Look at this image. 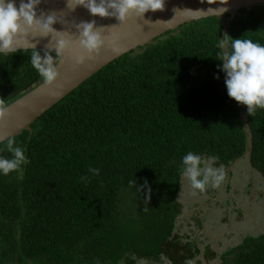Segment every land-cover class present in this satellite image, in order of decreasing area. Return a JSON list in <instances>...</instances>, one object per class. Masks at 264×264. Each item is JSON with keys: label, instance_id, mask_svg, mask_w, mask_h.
Here are the masks:
<instances>
[{"label": "trees", "instance_id": "16d2710c", "mask_svg": "<svg viewBox=\"0 0 264 264\" xmlns=\"http://www.w3.org/2000/svg\"><path fill=\"white\" fill-rule=\"evenodd\" d=\"M226 18L185 23L124 54L38 117L31 131L10 137L31 163L0 176V264L163 263L161 254L185 264L201 254L196 240L175 232L184 212L182 157H218L215 167L228 170L247 146L244 105L228 96L217 69ZM226 34L264 44V3L241 9ZM31 51L0 55V101L7 105L43 81ZM246 114L249 159L264 175V109ZM213 255L206 247L205 260ZM221 260L264 264V234L245 236Z\"/></svg>", "mask_w": 264, "mask_h": 264}, {"label": "clouds", "instance_id": "9594fccd", "mask_svg": "<svg viewBox=\"0 0 264 264\" xmlns=\"http://www.w3.org/2000/svg\"><path fill=\"white\" fill-rule=\"evenodd\" d=\"M41 0H0V55L15 54L21 51L22 37L29 33L48 36L50 33L57 38L54 47H46L43 54L36 45L27 38L26 47L32 49L30 63L42 78L44 85H52L59 76L57 65L63 61L65 50L73 44L81 54L75 55L77 64H82L93 54H98L105 45L104 26H98L95 20L81 21L75 25L78 42L68 38L66 31H58L53 25L61 20L54 12L46 14L43 10L37 14V6ZM226 4L227 0H220ZM166 0H67L69 9L78 6L85 7L90 15L100 17H116L121 23L135 17H143L145 13L157 10L163 11ZM221 9L219 13L225 11ZM218 73L223 72L227 94L238 103L247 106L249 114L256 109H264V44L247 38H233L225 34L216 43ZM55 52V57L52 55ZM219 79V74L216 76ZM8 105L0 101V125L8 115ZM7 151L10 156L0 155V176H8L12 172L22 170L31 163L26 156V149L16 144L14 138H8L0 152ZM218 157H202L189 151L182 157V175L190 182L193 190L204 192L208 187L219 186L225 179L223 166L214 167ZM89 172L99 175L100 169L89 168ZM87 180L88 177H82ZM163 264L172 262L163 254L160 256ZM185 264H194L189 259Z\"/></svg>", "mask_w": 264, "mask_h": 264}, {"label": "water", "instance_id": "95a60500", "mask_svg": "<svg viewBox=\"0 0 264 264\" xmlns=\"http://www.w3.org/2000/svg\"><path fill=\"white\" fill-rule=\"evenodd\" d=\"M16 3L19 6V0H16ZM262 3L264 0H227L226 4L220 3V0H166L163 11H149L143 17L133 15L121 23L116 17L92 16L83 6L71 10L67 6V0H41L37 6V14L39 15L41 10L46 14L54 12L61 20L55 23L53 27L58 31H66L68 38L74 42H78L75 25L81 21L95 20L98 26L102 25L105 28L106 43L98 54H93L82 64H77L74 59L75 55L81 54L76 44L74 43L73 46L67 48L63 61L57 65L59 76L52 85L46 86L42 81L35 88L8 105L9 114L3 124L0 125V143L20 134L25 129L31 131V124L38 117L104 66L139 46L152 42L167 31L201 18L215 15L227 16L223 24V38L231 21L241 9L251 8ZM221 9L226 10L219 13ZM27 38L41 51L45 50L47 46L54 47L57 39L54 35L52 37L51 33L48 36L29 33ZM27 38H21L20 45H18L21 49H31L25 45ZM246 110L247 106L244 105L243 123L247 134L246 151L228 170H233L240 160L249 158L252 154Z\"/></svg>", "mask_w": 264, "mask_h": 264}, {"label": "rangeland", "instance_id": "374dc122", "mask_svg": "<svg viewBox=\"0 0 264 264\" xmlns=\"http://www.w3.org/2000/svg\"><path fill=\"white\" fill-rule=\"evenodd\" d=\"M232 174H225L224 181L215 187L218 198L209 191L210 187L204 192L193 190L190 182L182 177L179 199L184 204V212L176 221L175 232L184 241L186 236L196 240L203 250L194 264H200L199 259L201 264H223V253L239 245L245 236L264 234V175L252 167L247 157L235 166ZM196 218L202 220V226ZM208 246L217 250L218 255L205 260L203 255ZM139 264L163 263L142 260Z\"/></svg>", "mask_w": 264, "mask_h": 264}, {"label": "flooded vegetation", "instance_id": "af4514ba", "mask_svg": "<svg viewBox=\"0 0 264 264\" xmlns=\"http://www.w3.org/2000/svg\"><path fill=\"white\" fill-rule=\"evenodd\" d=\"M243 159H245V158H243ZM243 159H242V160H243ZM242 160H240V162H241ZM232 171H233V170H232ZM225 174H226V175H230L227 169H225ZM232 176H234V174H232L231 177H232ZM231 177H230V178H231ZM226 179L228 180V178H226ZM211 188H212V187H211ZM182 189H183V187H182V182H181V190H182ZM212 189H213L214 192H215V198H218V197H219V192H217L216 189H214V188H212ZM212 189H211V190H212ZM181 190H180V191H181ZM208 202H209V201H208ZM196 242H197V241H196ZM197 245H198V242H197ZM199 247H200V246H199ZM201 250H202V249H201ZM201 254H203V250H202ZM204 255H205V252H204ZM204 255H203V256H204ZM194 260H195V259H194ZM194 260H193V261H194ZM172 264H173V263H172Z\"/></svg>", "mask_w": 264, "mask_h": 264}, {"label": "crops", "instance_id": "0c3cea01", "mask_svg": "<svg viewBox=\"0 0 264 264\" xmlns=\"http://www.w3.org/2000/svg\"><path fill=\"white\" fill-rule=\"evenodd\" d=\"M212 188H214V189H215V187H212Z\"/></svg>", "mask_w": 264, "mask_h": 264}]
</instances>
